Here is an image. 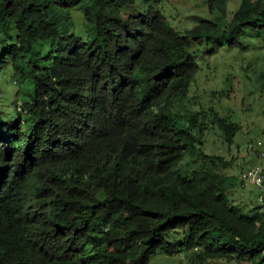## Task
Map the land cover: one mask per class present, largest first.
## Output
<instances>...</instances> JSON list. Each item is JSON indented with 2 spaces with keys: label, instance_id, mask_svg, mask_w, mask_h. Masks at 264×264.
Returning <instances> with one entry per match:
<instances>
[{
  "label": "trees",
  "instance_id": "obj_1",
  "mask_svg": "<svg viewBox=\"0 0 264 264\" xmlns=\"http://www.w3.org/2000/svg\"><path fill=\"white\" fill-rule=\"evenodd\" d=\"M227 1L206 0L217 16L180 34L153 6L125 15L135 0H0V70L24 85L15 120L0 112V264L264 261V212L231 202L219 170L232 160L204 153L197 113L174 110L195 44L264 35V0H241L229 21ZM72 7L91 39L69 31ZM218 121L231 143L239 125ZM185 155L198 165L183 174Z\"/></svg>",
  "mask_w": 264,
  "mask_h": 264
},
{
  "label": "rangeland",
  "instance_id": "obj_2",
  "mask_svg": "<svg viewBox=\"0 0 264 264\" xmlns=\"http://www.w3.org/2000/svg\"><path fill=\"white\" fill-rule=\"evenodd\" d=\"M240 1H227L226 21L231 19ZM148 6L158 9L180 34H185L202 18L217 16L216 12H209L206 0H135L133 5L123 8V13L145 14ZM60 14L69 16V31L83 39L92 38L93 30L78 7L62 10ZM239 42L238 46L231 47L226 44H195L192 47L199 69L190 82L186 98L176 102L174 110L181 115L197 113V124L204 127L199 144L204 153L220 156L225 161L232 160L231 166L219 171L233 176L228 192L231 202L240 205L243 212H249L256 205L257 191L251 184L242 183L239 175L248 165L258 163L261 160L259 153H264V35L247 30ZM23 86L9 67L0 70V112L12 121L15 112L11 107L17 93L19 99L23 97L19 93ZM224 117L239 125L231 143L227 142L219 127L218 119ZM248 147L250 159L241 157V151ZM196 165L197 157L185 155L180 168L186 174ZM180 238L181 233H169L165 241L173 244ZM187 254L185 251H176L172 255L157 254L149 264H200ZM203 264H251V261L215 259Z\"/></svg>",
  "mask_w": 264,
  "mask_h": 264
},
{
  "label": "built area",
  "instance_id": "obj_3",
  "mask_svg": "<svg viewBox=\"0 0 264 264\" xmlns=\"http://www.w3.org/2000/svg\"><path fill=\"white\" fill-rule=\"evenodd\" d=\"M250 147L241 151L240 156L250 159L248 151ZM261 160L258 163L248 165L244 170L240 171V181L242 183H249L255 187L256 203L259 206V211L264 212V153H259ZM240 161H237L239 164ZM264 264V261L261 263Z\"/></svg>",
  "mask_w": 264,
  "mask_h": 264
}]
</instances>
